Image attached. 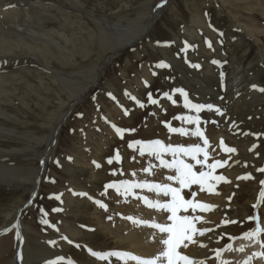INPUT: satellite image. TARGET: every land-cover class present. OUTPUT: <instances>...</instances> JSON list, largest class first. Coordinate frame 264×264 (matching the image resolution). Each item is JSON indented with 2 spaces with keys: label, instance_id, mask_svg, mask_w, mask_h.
<instances>
[{
  "label": "rangeland",
  "instance_id": "rangeland-1",
  "mask_svg": "<svg viewBox=\"0 0 264 264\" xmlns=\"http://www.w3.org/2000/svg\"><path fill=\"white\" fill-rule=\"evenodd\" d=\"M161 1L79 0L87 12H92L97 18L105 19L109 23L119 24L126 30L123 31L124 35L135 33L138 27L145 24L147 20L145 17L148 14L152 15ZM222 1L224 9L220 11L221 4H217L216 0H171L161 16L151 24L148 33L143 35L140 41L137 40L130 47H125L105 67L108 52L104 53L103 50L109 44H114L116 37L112 39L109 35L102 36L97 26L90 25L88 29L80 14L72 13L71 7L64 2L62 5L52 0L54 5L58 4L62 12L64 11L63 15L66 18L68 14H73L67 19L73 25L76 22L77 27L76 24L73 26L71 23L70 27L68 25V28H63L56 23L63 20L58 18V15H52L56 20L49 15H42L45 25L44 22L42 25L38 22L33 29L37 34L45 32V35H49V32H52L54 37L49 40L52 42V46L50 45L52 48L58 47L61 42L65 48H73L71 46L76 41L77 50L69 52V55L74 54L77 63L81 66L80 70L85 73L78 75L79 70L67 71L66 74L72 77L69 80L73 78L78 80L67 88L62 87L61 91L59 85H51L44 80L43 84L37 81L41 77L38 74L42 73L38 67L43 70L44 66L34 57L35 53L23 56L17 51L14 54L15 57L10 65L12 76L17 75L24 67L28 70V66H33L29 70L32 71L31 74L26 73L28 78L21 83L12 81L10 105L13 106H10L8 111V113L14 112L12 143L6 146L8 151L5 152L10 156L4 155V158L0 159V170L5 171L3 174L0 173V239L8 236L12 240V255L9 261L13 260L18 245V232L13 227L17 216L20 219V235L25 248L22 264H48L47 259L41 261L40 254L47 256L52 252L58 255L64 254L78 261L77 257L69 255L72 245L62 237L74 241L77 238L76 229L81 230L86 226L79 225L80 217L84 215L83 204L90 208L88 210L90 216L95 215L91 216V222L98 224L97 226L105 231V234L112 233L109 237L114 239L119 238L120 233H122L120 237L129 236L133 228L152 230V227L146 226L145 223L136 224L133 221L153 223L152 218L160 214V210L149 207L145 201L155 203L164 198L162 193L157 195L155 190L133 189L134 194L125 197L118 194L115 189L105 188L108 183L119 184L125 180L135 183H166L173 186L174 183L168 181L166 177L174 175V170L161 167L154 155L147 153L141 155L140 147L137 145L130 149L128 143L136 140L149 142L160 140L165 146L180 148L199 146L207 152L206 164L227 161L212 174L223 175L228 182L210 181L211 193L207 190L208 185L205 191H201L199 185H192L182 191L187 199L193 200L194 203L211 206L212 203L217 202L220 204V209L224 210L223 214H218L220 221L215 224L212 218L217 214H213L210 209H197L195 213L190 210L186 213L185 215L199 217L194 221L197 229L213 230L207 231L204 236L197 235L194 238L199 240L211 234L216 236L214 241L219 238L218 248H223L226 244L232 243L228 240L229 235L237 237L257 225V220L249 221L248 217L255 215L260 219V224H264V199L259 195L262 189L260 181L264 180V172L258 171L264 168V92L259 91L264 88V0H233L234 7L232 5L230 7L229 3H226L227 0ZM51 4L49 3L48 6L53 5ZM229 17H233L236 21V23L232 21L233 25L239 23L245 26L251 35L257 38V44L255 45L246 33H242L240 28L238 30L233 27ZM90 28L93 32L87 35L85 31ZM72 31L77 34H72ZM78 33L81 34L79 37H77ZM64 36L69 40L72 39L68 46L63 43ZM38 37L39 35H35L34 38ZM27 42L35 47L32 48L34 50L42 44L34 40ZM53 51L55 52L56 49ZM217 57L220 58L215 60ZM210 59L215 61L210 63L213 69L217 70L218 77L224 73V78L229 80L228 76L231 75L232 70L230 65L236 63L240 70L243 69L244 79L251 78L254 82L257 97L252 106L250 119L253 122L255 137L248 153L241 152L242 147L232 140L231 135L224 139V146L235 149L234 153H225L220 147L221 141L211 140L208 135L205 138L209 143L204 145L200 137L191 135L197 125L176 119L178 116H199L201 121L199 127L205 135L213 129V123L217 122V115L214 117L212 115L215 112L206 108L198 114L185 109L184 98L177 91L184 90L188 93L189 100L194 103L213 105L215 101L209 100L205 89L208 85L203 83L201 73V66ZM220 61L221 65L218 64ZM160 64L166 66L159 67ZM93 68L96 72L104 69L96 84L77 99L78 103L65 117L55 144L52 145L54 149L46 158L38 191L30 200L33 182L39 170L41 159L39 157L45 150V146L38 143L37 138L44 137V134L48 135L50 129L55 128V120L67 111L78 96L72 98L71 92L82 88L79 87L80 80L89 77ZM209 88L216 92L215 86ZM109 93L111 96L108 95ZM149 95L158 101L156 105L149 101ZM169 96L171 99L168 98ZM169 126L184 128L187 130L186 134L172 133L169 131ZM115 128L122 130V137L116 133ZM9 148L12 150L9 151ZM237 150L243 155L241 160H238L244 165L239 167L235 159ZM117 153L121 156L119 163L115 160ZM162 158L169 162L172 160L170 154H165ZM182 158L188 163L195 164L188 157ZM109 159H112V164L107 162ZM197 159L203 160L204 153H200ZM96 164L100 167L97 168ZM150 165L152 167H149ZM145 168L149 169L148 172L143 171ZM199 168L200 166L196 165L194 171H199ZM113 171H116L115 176L111 174ZM204 171L209 169L205 167ZM245 174H251L252 178L247 180L231 178ZM89 177L92 178L88 180ZM174 186L178 187L176 184ZM193 192L194 196L191 195ZM79 193L86 195L80 196ZM216 194L217 196L214 197ZM57 196L59 199H56ZM258 202L259 206L254 208L253 205ZM99 204L106 205V208H101ZM54 209L61 210L54 211ZM7 214L9 218L6 219L4 215L7 217ZM140 215L146 216L147 220L140 219ZM128 217L132 219H127ZM42 220H47L48 224L42 223ZM225 220H236L237 223L223 225L222 221ZM262 232L264 237V231ZM221 234L227 235L221 237ZM50 241H55V244L49 243ZM158 242L161 244V238ZM196 247V244L189 247L187 245L181 248V253L190 257L195 256ZM75 253L79 256V252ZM211 254V258L215 259V254L213 252Z\"/></svg>",
  "mask_w": 264,
  "mask_h": 264
},
{
  "label": "bare ground",
  "instance_id": "bare-ground-1",
  "mask_svg": "<svg viewBox=\"0 0 264 264\" xmlns=\"http://www.w3.org/2000/svg\"><path fill=\"white\" fill-rule=\"evenodd\" d=\"M53 1H56L57 3H60L62 5L65 3L68 5V7L70 6L71 10L73 11L72 13L80 14L83 22L85 21L86 24L88 25V29H89L90 25H91V27L97 26L99 28L98 31L100 32V34L102 36L109 35L110 37H112V39L114 38V36L116 37L115 38L116 41L114 42V44H109L103 50V51H105L104 53L108 52V55H106L107 59H106V63L104 64V66L107 65V63H110V61L113 60L115 57H117L118 54H120V52H122L125 49V47H128V46L130 47L131 45L135 44V42L137 40H139L143 35L147 34L150 27H151V24L153 22H155L156 19H158L161 16L160 14L163 11L160 9H158L157 11L153 10V12L155 11V17L152 16L153 12H152V15H150V16L148 14L147 17H145L147 19V20H145V24L142 25V20H143V18H142L141 19V25L142 26L140 28L138 27L137 30L135 31V33H133L131 35H124L123 31H126V30L121 28L119 24H112V23H109L105 19L97 18L92 12H87L84 9V7L80 4L79 0H53ZM170 1L167 3V6L169 5ZM227 1L228 2H226V3L227 4L229 3V6L232 5L234 7L235 1H233V0H227ZM49 3L53 4L52 0H0V159L4 158V155L10 156L8 153H5V152L8 151L6 149V146H8V144L12 143V114L14 112L8 113L10 106H13V105H10L12 103V81L21 83L25 78H28V77H26V73L31 74L32 71H29V70L33 66V65L28 66L27 67L28 70H25V67H24L22 70H20V72L17 75L12 76V70H11L12 66H10V65L12 64L13 58L15 57L14 54H16L17 51H19L20 52L19 54H21L23 56L24 55L29 56V55H33V53H35L34 57L39 62H41L44 66L43 70L40 69V67H38L39 71H41L42 73L38 74L41 77L39 78L37 76L39 78V79H37V81L39 80V82L41 84H43V80H44L45 83L55 85V86L59 85V87L61 88V91L63 89L62 87L67 88V86L72 85L74 81L78 80L76 78H73V80H69L72 77H70L66 74L67 71H71V69H72L75 72H77L79 70L78 75L81 73H85L83 70H80L81 66L77 63V60L75 59L74 54L69 55V52H74L75 50H77V44H76L75 40H74L75 46L74 45L71 46L73 48H68V47L65 48L63 46V44L61 45L62 42L58 44V47L52 48L51 47L52 42L49 41L51 37H54V36H52V32H49L50 33L49 35L48 34L45 35L44 31H43L44 33L40 32L38 34L34 31L33 28L37 26L36 23L40 22L41 25L43 24V22L45 20L43 18L44 15H49L50 17H52V15H58V18H61L64 21L61 20V22H59V21L58 22L54 21V22H56L58 25L62 26L63 28H66L68 25L70 27L72 22L69 21L67 18H68V16L70 17V15L73 16V14L69 12L70 15L68 14V16L66 18L65 15H63L64 11L62 12V10L60 9L58 4H56V5L51 4L52 6H48ZM216 3L221 4L220 11H222L224 9L223 1L222 0H216ZM222 6H223V8H222ZM53 17L56 18L55 16H53ZM53 17H52V19H53ZM53 20H56V19H53ZM78 20H79V22H81L80 19H78ZM232 21H234L236 23V21L234 20L233 17L230 18L231 25L233 27L238 28V30L240 28V31L242 33H246L249 36L248 38H251L255 42V45L257 44V38L253 37L251 35V33L246 29L245 26H242L239 23H237L236 25H233ZM73 22H75V21H73ZM52 24H53V22H52ZM75 24H76V22L74 23V25ZM197 24L200 25L199 23H197ZM44 25H45V22H44ZM58 25H56L57 28H58ZM72 25H73V23H72ZM53 26L54 25H52V27ZM76 27H77V24H76ZM62 30H61V32H62ZM85 32L88 35L93 31L90 28V30H86ZM85 32L83 34H85ZM71 33L73 34L74 31H72ZM74 34H77V33H74ZM79 34L80 33H78L77 37H79ZM35 35L36 36L39 35V37L34 38ZM73 37H76V35ZM43 39L46 42H44ZM74 39H76V38H74ZM27 40H34V41H37L39 43L41 42L42 44H41V46H39L37 49L34 50L32 48H35V47H32V44L27 42ZM62 40H63V43L65 44V46H68V44L70 42H72L71 41L72 39L69 40L67 37L62 38ZM105 41H108V40H105ZM53 45H54V43H53ZM55 49H56V51L54 52L53 50H55ZM213 53L214 52L212 51V54ZM219 58L220 57H217V59H215V60H218ZM210 61H214V60L210 59L208 62L203 63V65L201 66L202 67L201 73H202V77H203L202 79L204 80L203 83H206L208 85L205 89L207 90L206 92H207V96H208L209 100L215 101V103L213 104L215 106L214 109L219 108L220 113H222V114H219V113H216L215 111H212V112H215L212 114L213 117H214V115H217L216 116L217 122L213 123V129L209 130L208 133L205 135V137L208 135V137H210L211 140H216V141L223 140V142H224V139L226 137H228V135H231V137H233L232 140L235 141L236 143H238V145H240L242 147L241 152L246 151L248 153V152H250L252 141L254 140V137H255L253 135L254 130L252 128L253 122L250 119V113L252 111V106L255 104L254 102H255L256 97H257L256 96L257 92L255 91V87H253V86H255L254 82L252 81L251 78H245L244 79V71H243V69L240 70V67L236 63H233L230 65V67L232 66V68H231L232 70L230 72L231 75L228 76L229 80H226L227 78L226 79L224 78V73H222V69L219 70L220 73H222V74H220L221 77H218L217 70L213 69L214 67H212V64L210 63ZM218 64L221 65L222 62L220 61ZM219 65H217V67ZM103 69L104 68H102L101 70H98L96 72V71H94L95 68H93L92 74H89L90 75L89 77L80 80L81 84H79V87L81 86L82 88H79L78 90H76V91L74 90L73 92H71L72 98L78 95L75 98V100L73 101V103L71 104L72 106L70 105L69 108L67 109V111L55 120L56 121L55 128L50 129L48 135L45 136V134H44V137L37 138L38 143H40L41 145H44L45 149L47 146H50L49 150L47 151L46 157H45V163H46V158H48V156H50L52 149H54L53 148L54 146H52V145L55 144V139L57 137V134L55 137L53 136L54 130L56 129V127H59L60 123H62L64 115L69 110H71L74 105H76L78 103L77 99H80L90 88L93 87V85L96 84V82L99 80V77H100ZM84 82H86V83L84 84ZM211 86L216 87V92L213 91L211 88H209ZM252 87L254 88V90H252ZM51 88H54V87H51ZM53 90H55V89H53ZM43 95H42V97H44ZM18 98H20V97H18ZM23 98L24 97H22L20 99H23ZM17 101H18V99H17ZM20 103H21V101H20ZM28 103H30V102H28ZM25 105H27V104H25ZM11 108H13V107H11ZM1 123H3V124H1ZM228 133H230V134H228ZM11 150L12 149H10L9 151H11ZM237 152L238 153L235 154V156H236L235 159H237L236 160L237 165H238V167L243 166L244 164H240L241 161L238 160L243 155L240 153V150L239 151L237 150ZM252 152H254V151H252ZM42 156H40L39 158H41ZM37 162H38V160H37ZM4 172L5 171L0 170V173L3 174ZM233 173L237 174L235 172H233ZM239 173H241V172H239ZM36 176H37V174H36ZM40 178H41V176L35 177V182H33V188L34 187L39 188ZM91 178L92 177H89L88 180H90ZM231 178L236 179L237 177H231ZM31 181H32V179H31ZM70 185H71V183H70ZM241 186L242 185H240V187ZM243 186H244V184H243ZM75 194H76V192H75ZM67 196H68V194H67ZM216 196H217V194L214 195V197H216ZM68 198H69V196H68ZM169 199L170 198H168V197H164L163 199H160L159 202L160 203H166V202H168ZM84 203H86V202H84ZM211 206H212V208L210 209V211L213 214H217L216 216H214L212 218V221L215 224L216 222L220 221L219 220L220 216L218 214H223L224 210L220 209V204L217 202L212 203ZM82 208H83V214L84 215H82V216L80 215L81 217L79 220V225L82 224V225H86V226L82 227L81 230L76 229L77 230V234H76L77 238L74 241L72 240L73 243L71 244L72 247L70 248L71 252L69 253L70 256L77 257L78 261L73 260V258L71 259V257L68 258L64 254L58 255L55 252H52V253L50 252L51 254H49L47 256L40 254V257H42L41 261L44 262L47 259L48 261L46 260V263L49 261H58L59 264H136L135 261L121 260L117 256H107L106 259L100 260V259L90 255L89 249H91L92 251L101 252L102 254H105V255L107 253H110V252H112V253H132V254L139 256L143 259H152V258L156 257L157 255H159V253L162 251L163 246H162V244H160L158 242V239H160L162 237H166V235L159 233L157 229L152 228V230H144L141 228H133V230L129 233V236L120 237L122 234V233H120L119 238L114 239L112 237H109V236H112V233L111 234H109V233L105 234V231L101 230V228H99L97 226L98 224L95 225L91 222V220H92L91 216H95V215L91 214V216H90V213H88L89 212L88 210H90V208H88L85 204H83ZM190 210L191 209H189V211ZM189 211L187 213H189ZM79 214H81V213H79ZM185 214L186 213H183V212L180 213V215H185ZM167 215L168 214L166 212L160 211V214L155 215L152 218V221H153V223H161V224L169 223L170 224V221L167 220ZM4 216L6 219L9 218L8 214H7V217H6V215H4ZM149 216H151V215H149ZM140 219L147 220L146 216H144V215H140ZM19 220L20 219L17 216L15 223H14V224L18 225V228H15V231L17 229V232L19 233V237L17 240L18 245H17V248L15 249L16 251H15L14 258H13V260L11 259L9 261V258H11V255H12V240L8 236H6L8 238L5 237L3 239H0V264H22V260L24 258L23 252H24L25 248L23 245V238L20 235L21 229L19 226ZM259 220L260 219H258L257 222L259 223V226L261 227L262 231H264V224H260L261 221H259ZM256 226L257 225H255L254 228ZM254 228L247 230V231L254 230ZM217 235H218V233H217ZM241 235H239L237 237H240ZM212 237H214V236H211V234H210L206 237L200 238L199 240L197 238H194L196 243H186L185 242V244H187L188 247L192 246L193 244L197 245V247H196L197 255L192 256V257H195V258L201 259V260H205V264H220L221 261H227L228 264H244V261L247 260L249 257H251L253 252H264L263 249H261L258 244L254 243L252 241H249V240L238 238V239H235L232 241V243H231L232 249L231 250H227V251L225 250L226 252H224V251L222 252L221 259L218 261L217 259L211 258V255H212L211 252L212 251H210V250L211 249H217L220 246V245H217L218 244L217 240L214 241L216 239V236L214 237L213 240L210 241V239ZM263 238L264 237L262 234L259 237V239H263ZM145 239L147 240V242H145ZM200 243L207 245V247L200 248L198 246ZM241 247L244 248V251L243 252L237 251V249H239ZM75 252H79V256ZM256 258L257 257H252L250 264H264V259L260 258L261 261L260 260L256 261ZM262 260H263V262H262Z\"/></svg>",
  "mask_w": 264,
  "mask_h": 264
},
{
  "label": "snow or ice",
  "instance_id": "snow-or-ice-1",
  "mask_svg": "<svg viewBox=\"0 0 264 264\" xmlns=\"http://www.w3.org/2000/svg\"><path fill=\"white\" fill-rule=\"evenodd\" d=\"M215 63V61H214ZM166 65L160 64L159 67H165ZM193 67H199V65H193ZM155 75V73H153ZM255 87V86H253ZM180 95L184 98V104L183 107L185 109H188L195 113H200L205 108L208 111H215L216 113H220V109L213 108V105L211 104H201V103H194L188 98V93H186L182 89L177 90ZM259 91L264 92V88L259 89ZM108 95L111 96V93ZM167 96V94H165ZM171 99V97H168ZM149 101L156 105L158 103L157 100L152 99V97L149 95L148 97ZM143 107V105H140ZM177 120H181L186 122L187 124H195L197 127L193 132H191V135L194 137H200L203 140L204 145H208L209 141L205 138L204 132L201 130L199 125L201 124V121L199 119V116L193 117V116H178L176 117ZM115 131L118 135L122 137V130L120 128H115ZM134 131V130H133ZM169 131L172 133H179L180 135L186 134V129L184 128H176L169 126ZM135 145H140V154L144 155L147 153L148 155H154L155 158L159 161V165L163 168L174 170V175H168L166 179L168 181L173 182L174 184L178 185V187H173L170 184H160V183H147V182H141V183H135V182H129V181H123L122 183L116 184V183H108L105 185L106 189H115L118 194H122L125 197H127L130 194L133 193V189H148L149 191L155 190L157 195H162L164 197L170 198L168 202L166 203H160L159 201L152 203L149 201H145V203L152 208H155L157 210L166 212L167 220L171 223H151L148 224L147 222L142 221H133L136 224L145 223L146 226L152 227L154 229H157L159 233L166 234V238H161V244L163 246L162 251L157 255L156 257L152 259H142L138 256L131 255L129 253H107L102 254L101 252L92 251L89 249L90 255L93 257H96L100 260H104L107 258V256H117L121 260H132L135 261L136 264H205V260L197 259L195 257H190L188 255H183L179 251V249L183 247H187V244H185V241L189 243H196L194 240V237L204 236L207 231H213V230H205V229H197L195 227L194 221L198 220L199 217L192 215H180V213H187L189 209L192 210L193 213L197 211V209L205 210V209H211L212 206L204 204V203H194L191 199H185V197L182 195V191L186 188H190L192 185H199V188L201 191H205L206 185H208L207 190L211 193L212 192V185L209 183L210 181L215 182H228L226 181V178L223 175L214 176L212 173L215 169L218 167H222L223 164H226L227 161H224L223 163L221 161H216L211 164H206L205 162L208 160L207 152L202 149L199 146L191 147V148H180V147H172V146H165L160 140L151 141L150 143H143L142 141L136 140L134 142L128 143V147L134 148ZM220 147L223 149L225 153H234L235 149L231 147H225L223 140L220 142ZM204 153V159L199 160L197 159L198 155L200 153ZM165 154H170L172 156L171 162L166 161L162 157ZM182 157H188L191 161H194L193 163L186 162ZM70 159V158H69ZM115 160L119 163L121 160V156L117 153L115 156ZM109 164H112V159H109L107 161ZM95 163V162H93ZM196 165H199V171H194V167ZM247 166V165H245ZM96 167H100L99 164H96ZM149 167H152L151 165ZM207 167L209 171H204V168ZM148 168H145L143 171L148 172ZM258 171L264 172V168L258 169ZM113 176L116 175V171H113L111 173ZM251 174H245L243 176H238L237 179L239 180H247L251 179ZM260 184L262 186V189L260 191V198L264 199V180L260 181ZM78 195L84 196L86 193H79ZM191 195H195V193H191ZM138 199H144L143 197H137ZM56 199H59V196L56 197ZM229 200H231V197H229ZM99 203V202H98ZM101 208H106V205L99 204ZM259 206V202L257 204H254L253 207L257 208ZM61 209H54V211H60ZM41 211H43L41 209ZM127 219H132L131 217H128ZM249 221L257 220L258 218L253 215L248 217ZM42 223L48 224L47 220H42ZM228 223H237L236 220L232 221H222L223 225H227ZM14 228H18V225L14 224ZM227 234H221V237ZM262 235V229L259 226V223L257 222V226L254 228V230L244 232L240 237H233L228 236L229 241H233L235 239H245L252 241L260 246L261 249H264V240L259 239V237ZM17 237H19V233H17ZM62 239L67 240L69 244H72L73 242L71 240H68L67 237H62ZM219 242V238L217 240ZM49 243L55 244V241H50ZM200 248H205L207 245L200 243L198 245ZM232 244H226L223 248H217V249H211L215 254V259L218 261L220 260L221 254L225 250H231ZM237 251L243 252L244 248L241 247L237 249ZM252 257H259L264 259V252H253L252 256L249 257L247 260L244 261V264H250V261ZM48 264H59L58 261H49ZM220 264H228L227 261H221Z\"/></svg>",
  "mask_w": 264,
  "mask_h": 264
},
{
  "label": "water",
  "instance_id": "water-1",
  "mask_svg": "<svg viewBox=\"0 0 264 264\" xmlns=\"http://www.w3.org/2000/svg\"><path fill=\"white\" fill-rule=\"evenodd\" d=\"M169 1H170V0H162L159 4H157V6H156V8H155L154 10H155V11H157L158 9H160V10H164V9L166 8V6H167V3H168ZM160 10H159V11H160ZM155 11L153 12V15H152L153 17H155ZM140 40H141V39H139L138 41H140ZM71 106H72V105H71ZM69 112H70V110L64 115L63 120H62V123L59 124V127H60V125H62V124L64 123V119H65V117L69 114ZM59 127H56V129L54 130V132H53V136H54V137H55L56 134L58 133ZM52 140H53V139H52ZM49 147H50V146L46 147V149H45V151H44V154H43L42 159H41V161H40L41 169H40V171L37 173V176H36V177H40V176H41V173H42L43 168H44L45 157H46V154H47V151H48ZM37 188H38V187H35V188H34V192H33L32 198L34 197V195H35V193H36V191H37Z\"/></svg>",
  "mask_w": 264,
  "mask_h": 264
}]
</instances>
